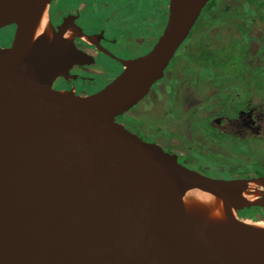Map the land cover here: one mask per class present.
<instances>
[{
  "label": "water",
  "instance_id": "obj_1",
  "mask_svg": "<svg viewBox=\"0 0 264 264\" xmlns=\"http://www.w3.org/2000/svg\"><path fill=\"white\" fill-rule=\"evenodd\" d=\"M51 1L0 0V264H264V226L237 215L264 207V177L204 175L116 121L209 0H169L151 50L88 95L53 85L89 57L36 35Z\"/></svg>",
  "mask_w": 264,
  "mask_h": 264
},
{
  "label": "flooded vegetation",
  "instance_id": "obj_2",
  "mask_svg": "<svg viewBox=\"0 0 264 264\" xmlns=\"http://www.w3.org/2000/svg\"><path fill=\"white\" fill-rule=\"evenodd\" d=\"M135 1L138 2L133 3ZM128 2L129 9L126 10L122 8L123 0L50 2L45 13L46 23L41 17L36 35L45 32L51 35L52 30L59 31L62 37L72 40L76 48L89 57L88 62L71 65L67 70V77L57 76L53 81L55 87L73 90L79 95L92 94L117 77L124 68V62L143 56L151 50L167 21L169 0H127ZM219 2L220 0L217 3ZM226 2L233 3L232 0ZM214 13L215 11L212 19L215 21ZM5 28L8 35L5 41H0L1 47L10 46L14 34L12 26ZM194 29H197L194 37L202 36L208 41L216 40L226 44L247 42L249 52L244 57V62L249 66L246 67L253 71H264V30L260 27L238 17H228L221 18L213 25L200 24ZM4 30L0 29V32ZM191 33L190 30L176 50L163 77L153 84L142 100L117 116L116 121L144 141L158 144L165 151L176 154L178 161L186 159L190 160L188 163H192L194 150L222 154L218 148L225 147L220 139L223 138L234 143V148L230 151H235V158L246 159L243 161H248V165H251L249 158L260 154L263 157L261 163H264V122L255 113L257 104L264 113V104L255 95L256 85L255 89L252 82L241 85V73L229 76L224 74L221 77L207 76L199 82L192 75L182 73L177 63L179 57H176L177 61L174 59L191 46ZM251 77L255 78V75ZM198 89H202L204 94L200 96ZM197 96L208 104H197ZM202 106L204 108L199 110ZM225 111L228 116L221 122L208 120L214 114ZM149 114L156 116L150 118ZM136 119L140 122L136 123ZM202 126L206 130H202ZM199 129L204 133L203 137L197 134ZM231 131L239 135L232 138L228 134ZM189 155L190 158H187ZM258 172L262 174L251 170L245 174H232L228 178L264 177L261 169ZM258 189L264 192V187ZM258 210L264 212V207H259Z\"/></svg>",
  "mask_w": 264,
  "mask_h": 264
},
{
  "label": "trees",
  "instance_id": "obj_3",
  "mask_svg": "<svg viewBox=\"0 0 264 264\" xmlns=\"http://www.w3.org/2000/svg\"><path fill=\"white\" fill-rule=\"evenodd\" d=\"M232 1L233 3H227L226 0H220V2L217 3L218 0H209L205 4L197 22H195V25L191 29V38L193 40L191 46L186 48L184 50L185 52L176 55L174 61H177L176 57H179L178 59L180 60H178L177 63L181 68V72L187 75H192L193 78L198 82L207 76L221 77L224 74L229 76L230 74L233 75L236 73H241V85L252 82L254 84V89L256 85L257 91L255 95L259 96L260 102H263L264 104V71H253L246 67L249 66L248 64L245 65L244 62V57L249 52L247 42L235 41L231 42L230 44H226L217 42L216 40L208 41L202 36H193L197 31V29L194 28L198 25H213L218 23L221 18L228 17H238L242 21L245 20L248 23L258 26L264 30V0ZM213 11H215V21L212 19ZM251 75H255V78H252ZM255 113L258 115V119H260L261 122H264V113L258 104ZM226 116H228V113L223 112L222 114H214L213 116L209 117L208 120L215 119L221 122ZM135 122H140V120L136 119ZM200 128H202V130H206V128H203V126ZM202 130H197V134L201 137L204 136ZM228 134L232 138L234 135H239L232 131L228 132ZM256 137L259 138L258 136ZM193 152L195 153L194 159L203 161V164L201 163V167H213L219 172V177L228 178L231 177L232 174H245L251 170L257 172V174H262V172H258L261 169V165L264 164L261 163L263 157L260 154L253 156V158L257 159L256 165H248V161L245 162L235 157H229V154L223 153L221 151L220 152L222 154L215 155L211 154L209 151L201 152L194 150ZM187 158H190V155ZM258 208H244L238 213L240 215L247 213L248 215L246 216L248 219L258 220L255 216L252 217V215L249 214L251 211H260ZM263 213L264 212H261L262 216L259 217L260 221L263 220Z\"/></svg>",
  "mask_w": 264,
  "mask_h": 264
},
{
  "label": "rangeland",
  "instance_id": "obj_4",
  "mask_svg": "<svg viewBox=\"0 0 264 264\" xmlns=\"http://www.w3.org/2000/svg\"><path fill=\"white\" fill-rule=\"evenodd\" d=\"M138 1H135V2H133V3H137ZM122 8H123V10H126V9H129V2L127 3V0H123V5H122ZM4 29H6V28H3V29H1V30H4ZM257 32H259V31H257ZM256 32V33H257ZM8 35V31L7 30H4V31H1L0 32V41H5L6 40V36ZM198 91V94H200V96H201V94H204V91L202 90V89H198L197 90ZM198 97V96H197ZM198 99H199V101H198V103L197 104H200L201 102H203V101H201V98L200 97H198ZM204 104H208V103H206V102H203ZM204 107L202 106L201 108H199V110H202ZM228 111H229V109H228ZM226 112V111H225ZM154 116H156V115H154ZM154 116L153 115H148V117H150V118H154ZM197 127H198V125H197ZM220 138V137H219ZM221 139V143H223L224 145H225V147L224 148H218V150L219 151H224V152H227L228 154H229V157H233L234 158V156H235V151H230V149H232L233 150V148H234V143L232 142V141H225L223 138H220ZM214 144V143H213ZM215 145V144H214ZM255 146H258L257 144H255ZM186 160V159H185ZM185 160H180L181 161V163H183L184 165L186 164V166L187 167H189V168H191V169H194V170H197V171H199V172H201L202 174H204V175H207V176H210V177H217L218 175H219V172L217 171V170H215L213 167H211V166H209L208 168H203V167H201L202 166V160H197V159H194V161H192V163H188V161H190V160H186L187 162H185ZM243 160H246V159H243ZM179 161V162H180ZM249 162L251 163V164H253V165H256L257 164V159H255V158H249ZM202 163V164H201ZM261 170L264 172V167H263V164L261 165ZM258 188H261L260 186H257ZM249 211H251V210H249ZM249 214H251L252 215V217H256L257 219H259V217H261V212L260 211H256V212H253V211H251ZM238 215V217H242L244 220L246 219L247 221H250V219H248L247 218V216L246 215H248L247 213L246 214H237ZM252 222H254V223H257L258 221H260V220H258V221H256V220H251ZM263 221H264V219H263Z\"/></svg>",
  "mask_w": 264,
  "mask_h": 264
},
{
  "label": "bare ground",
  "instance_id": "obj_5",
  "mask_svg": "<svg viewBox=\"0 0 264 264\" xmlns=\"http://www.w3.org/2000/svg\"><path fill=\"white\" fill-rule=\"evenodd\" d=\"M42 17H43V19H44V21H45V23H46V15L44 14ZM202 195H203V194H202ZM248 222H252V221L250 220V221H248ZM256 224L261 225V226H264V221H258Z\"/></svg>",
  "mask_w": 264,
  "mask_h": 264
}]
</instances>
